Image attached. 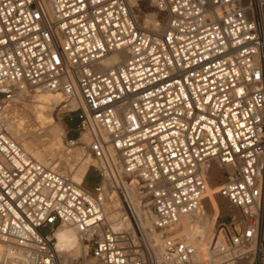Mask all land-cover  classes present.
I'll return each mask as SVG.
<instances>
[{
	"label": "built area",
	"instance_id": "built-area-1",
	"mask_svg": "<svg viewBox=\"0 0 264 264\" xmlns=\"http://www.w3.org/2000/svg\"><path fill=\"white\" fill-rule=\"evenodd\" d=\"M148 3L151 28L127 0H0V264H57L61 228L99 264H194L180 219L211 164L231 174L217 192L230 222L210 247L236 264L255 244L264 264V0ZM39 92L77 121L64 141L90 158L81 184L78 161L39 162L7 130L8 106Z\"/></svg>",
	"mask_w": 264,
	"mask_h": 264
},
{
	"label": "bare ground",
	"instance_id": "bare-ground-1",
	"mask_svg": "<svg viewBox=\"0 0 264 264\" xmlns=\"http://www.w3.org/2000/svg\"><path fill=\"white\" fill-rule=\"evenodd\" d=\"M127 1H128L129 6L131 8L137 7V9H139L138 5H137L138 0H136L135 5H133L131 0H127ZM150 7L152 8L153 6L150 5ZM145 15L146 14H142V15L137 14L136 18H139L141 20V23L144 27H146V28L153 27L154 22H155L154 18H155L156 14L154 16H152V19H147L145 17ZM144 18H146V19H144ZM113 61H115V56L108 58L105 61V63L109 64ZM21 96H28V95L21 94ZM32 96L35 97V103L37 105H36L35 110H34V114H33L34 118L31 122V125L34 128H36L37 131H40V134L38 136L30 135V136L26 137L25 133H24L25 128H24L23 123L21 121H19V122L12 121V118L7 116L6 112H5L4 118L6 121V127H7L8 132L11 135L12 133H14L15 129H18L19 132H18L17 138H21V137L23 138V140L25 141L23 144L24 149L26 151H28L30 154H32L33 157L36 160H38L39 162L44 163V162H47L49 159L55 158V159H58L59 162L62 163L63 165L65 164L63 166V168H65L66 170H71V168H72L71 163L73 161H78L77 167H75V169L71 173V177H72V180L76 184H81L83 182V179H84L85 174L87 172L88 166L85 164L82 167L80 164L81 160L84 159V158H82V153H81L80 149L77 148V149L70 150L69 152L67 151L68 153H66V156H63L58 151L57 144H55L54 142H52V143H50L49 141L47 142V137L49 136V132L51 131V129L54 127L55 124L54 125L52 124L53 120L50 119V112L48 109L46 111L45 108H47L48 102H49V105H48L49 107L54 105L58 108V107L62 106L64 101L62 100V98L58 94H54V93H50V92H39V93H36ZM45 105H46V107H44ZM71 106H72V108L75 107L74 104H72ZM47 112L49 114H45ZM20 113H21V111H20ZM21 119H23V117ZM32 131H34V130H32ZM64 144H65V142H64ZM84 160L88 161V164L90 163L89 157H86ZM208 171H209V176H208L209 181L210 180L215 181L217 179L218 180L222 179V175H224V174H226L228 176L231 174V170L229 167H224L221 169V168H219V166H217L215 164L214 165L211 164ZM213 184L215 187H213V189L210 192H208L206 190L207 192L205 193V195L203 197L200 208L194 214H192L190 216L183 217L180 219V230H181L182 234H184V235H187L185 232H183L182 226L184 224L188 225L189 227H201L200 228L201 234L198 235V237L196 238L197 241L195 242L196 244L194 245L195 255L193 257L194 258L193 262H195V264H215L217 261H219L221 259V257H217L218 255H221V254H216V251L212 250V247H210V242H211V238L213 236L212 235L213 232L211 233V231H210L211 229L209 230L207 225H204L202 222V220L206 216L204 209H206V208L209 209L208 212L209 211L215 212V211H217V209H219V206L221 205V200H219V198L217 196V192L219 190V183L217 182V183H213ZM207 186H208V184H207ZM127 200L130 203L138 206L136 194L132 189L128 190ZM116 207H117V203H114V204L110 205V207H109L111 220L113 222L120 220L119 214L117 213V211H115ZM214 216H215V214H214ZM142 220H147V219H142ZM143 223L146 224L147 222H143ZM114 225H115V228L122 226V224L120 222H117ZM54 237L56 239V242L58 241V245L56 246V244H55V246H54L55 255L57 257V260L61 264H64L65 260H66V257H64V255L68 254V256H71L68 253V251L65 249L66 242L69 239H73V238L75 240L78 239L79 241H80V239H79L78 235L73 230H71L69 228L58 229L55 232ZM80 243H82V242L80 241ZM6 252L8 255L11 253L10 249H8L7 246L0 243V255L3 253L5 254ZM14 255H16V257H17L16 260L18 261V262L15 261L14 264H24L22 261H20V259H21L20 254L17 253ZM252 255H254V257L256 255V245L255 244L251 246V256ZM252 261L253 260H251L250 264L252 263ZM246 264H247V262H246Z\"/></svg>",
	"mask_w": 264,
	"mask_h": 264
},
{
	"label": "rangeland",
	"instance_id": "rangeland-1",
	"mask_svg": "<svg viewBox=\"0 0 264 264\" xmlns=\"http://www.w3.org/2000/svg\"><path fill=\"white\" fill-rule=\"evenodd\" d=\"M131 1H132L133 5H135L136 0H131ZM137 5H138V8L140 11L135 7V9H136L135 13L136 14L139 13V15L146 14L145 17L147 19H152V16H154L157 13L156 9L154 7H152V8L150 7L148 0L137 1ZM146 18H144V19H146ZM36 105L37 104L35 103V97L34 96H31V97L30 96H20L19 99L17 101H15L14 103L10 104L8 106L7 110L5 111L6 115L12 118V121H15V122L21 121L23 123L24 128H25L24 133H25L26 137L30 136V135L38 136L40 134V131H37V129L31 125V122L34 118L33 114H34V110H35ZM48 105H49V102H48ZM48 105H47V108H45V109H46V111H47V109L49 110L50 119L53 120L52 124L53 125L55 124V125L51 129V131H50L51 133L49 132V136L47 137V142L49 141L50 143L54 142L55 144H57L58 151L63 156H66L67 149H68L64 144V142H65L64 137L66 135V130H67L66 129V123L71 128V132H74V131H76L77 121L75 120L74 115H72L71 116L72 122H69V114L64 112L62 107L57 108L54 105L49 107ZM44 107H46V105ZM20 111H21V113H20ZM45 114H49V113L47 112ZM22 117H23V119H21ZM32 130H34V131H32ZM18 132H19V130L15 129L14 133H12L11 136L13 138L17 139V141L23 146L25 141L23 140L22 137L17 138ZM54 159H49V160H54ZM80 164L82 167L85 164L88 166V161L83 160V162L81 161ZM226 177H227V175L224 174V175H222V179H219V180L217 179L215 181L210 180L208 182L207 191L210 192L213 189V187H215L213 183H217V182L219 183V188H220L222 186V184L226 181ZM95 181H96V179H95L94 174L92 172H89L87 178L85 179L84 186L88 185L91 187L95 183ZM218 198H219V200H221V205L219 206V209L221 211L219 209H217V211H215V212H212V211L208 212L209 209L206 208V209H204L206 216L202 220L203 224L207 225L209 230L211 229L210 230L211 233L213 232L212 235L214 234V231H215V229H217L218 225L228 224L230 222L229 217H228V214L230 212V207H229L230 204L228 203L227 200H225L219 196H218ZM233 211H237V210L235 209ZM214 214H215V216H214ZM182 228H183V232H185L189 236L190 241L194 246L196 244L195 242L197 241L196 238L198 237V235L201 234V231H200L201 227H189L188 225L184 224L182 226ZM48 231H49L48 229H43L42 233L45 234ZM55 244L57 246L58 241L55 242ZM84 247L85 246L82 245V243H80V241L78 239L77 240H75L74 238L69 239L66 242L65 249L68 251V253L71 256H68V254L67 255L63 254L64 257H66L64 264H99L98 261L91 258L90 252H88L86 254V249ZM250 251H251V248H250ZM3 254L0 255V259L3 256ZM216 254H220V253L216 252ZM13 256H14V254H13ZM15 257H16V255H15ZM217 257H221V259L219 261H217L215 264H224L226 262V258H227L226 255L221 254V255H218ZM253 258H254V255H252V256L250 255V257L247 260H239V262L237 261L236 264H246V262H247V264H250V262H251V260H253ZM193 261H194V258H193ZM16 262H18V261L16 260ZM10 264H14V262H11ZM57 264H61V263L57 260ZM194 264H195V262H194ZM225 264H230V263L227 262Z\"/></svg>",
	"mask_w": 264,
	"mask_h": 264
},
{
	"label": "crops",
	"instance_id": "crops-1",
	"mask_svg": "<svg viewBox=\"0 0 264 264\" xmlns=\"http://www.w3.org/2000/svg\"><path fill=\"white\" fill-rule=\"evenodd\" d=\"M66 135L68 139H75L77 137L76 131L71 132V128L66 123Z\"/></svg>",
	"mask_w": 264,
	"mask_h": 264
},
{
	"label": "trees",
	"instance_id": "trees-1",
	"mask_svg": "<svg viewBox=\"0 0 264 264\" xmlns=\"http://www.w3.org/2000/svg\"><path fill=\"white\" fill-rule=\"evenodd\" d=\"M72 122V121H71Z\"/></svg>",
	"mask_w": 264,
	"mask_h": 264
}]
</instances>
